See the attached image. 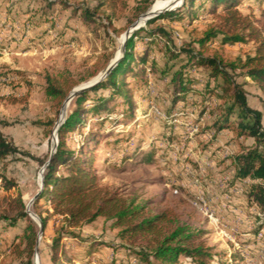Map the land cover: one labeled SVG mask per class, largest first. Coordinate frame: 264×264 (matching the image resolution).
<instances>
[{
    "label": "rangeland",
    "instance_id": "374dc122",
    "mask_svg": "<svg viewBox=\"0 0 264 264\" xmlns=\"http://www.w3.org/2000/svg\"><path fill=\"white\" fill-rule=\"evenodd\" d=\"M51 1L55 3L50 10L54 24L48 22L31 28L28 9L43 5V0H0V131L17 148L15 154L0 161V217L5 214L16 216L10 200L21 194L27 212L37 223L38 217L32 215L36 214L33 202L41 189L45 164L57 148L56 128L77 106L74 96L66 104L62 117L69 95L62 103L50 95L47 90L49 78L70 77L78 81L77 88L105 74L126 31L159 0H114L116 7L110 5V0ZM183 2L180 1L174 9ZM260 3L264 6V0H243L242 8L245 12L253 10L258 13ZM210 5L208 0H198L192 16L185 9L181 12L182 18L169 15L149 28L164 27L179 45L193 43L197 46V39L215 22L209 12ZM11 7L15 12L9 11ZM142 25L147 27V23ZM141 34L146 35L145 32ZM165 40L160 35L155 38L156 47L150 63H162ZM135 42L137 47L131 67L133 72H139V77H148V84L141 87L135 83L132 71L119 75L120 79L124 76L129 81L134 103L132 109L123 102L124 98L118 96L110 101L108 111L101 117L87 111L85 119L68 134L69 147L81 144L90 130L98 131L97 142H91L90 149L101 185L143 206L147 216L173 209L180 223L205 230L204 237L213 248L215 261L264 264V226L257 229L256 224L260 207L248 204L245 191L248 183L240 184L238 180L231 184V155L234 154L226 152L233 148L237 153L250 144L253 137L237 139L232 132H223L216 141L213 134L204 132V127L214 116L213 111L229 98H221V92L212 93L207 104H202L203 94L191 93V105L186 107L179 103L169 114L171 91H168L166 80L159 77L150 64L144 71L145 66L139 61V53L145 49L147 39L140 36ZM254 53L255 43L252 41L223 45L220 39L210 42L204 51L206 56L221 57L226 65L234 66L237 73L241 72L247 57ZM194 75L201 81L198 88L204 90L207 77L195 70ZM240 80L246 81L249 104L264 114V89L251 78L241 77ZM209 84L211 90L216 85L215 79ZM104 94L110 97V92ZM94 98L95 95L91 94L84 102L85 107L90 106ZM193 108L199 115L201 111L205 115L199 131H194L186 117L174 122L178 112ZM152 148L156 153L151 160H146L145 155ZM8 182L17 185L7 189ZM236 185L243 187L242 193L236 191ZM204 195L207 208H203L199 200ZM46 203L43 199L37 206V211L43 215H47ZM206 209L213 212L215 219L207 215ZM53 223L51 218L45 234L39 238L42 259L38 263L35 252L34 264H53L49 255ZM27 225L26 219H19L13 225L10 220H0V264L26 261V254L19 257L14 251L25 248ZM220 225L230 230L231 238L224 235ZM120 230L113 219L100 216L81 228L84 239L95 241L87 244L69 237L63 240L67 255L77 264L86 261L90 264H150L138 255L135 248L146 246V243H133L122 238ZM150 259L152 263L156 261L153 257ZM66 261L67 258L63 257L58 264ZM179 262L191 264V259L181 256Z\"/></svg>",
    "mask_w": 264,
    "mask_h": 264
},
{
    "label": "trees",
    "instance_id": "16d2710c",
    "mask_svg": "<svg viewBox=\"0 0 264 264\" xmlns=\"http://www.w3.org/2000/svg\"><path fill=\"white\" fill-rule=\"evenodd\" d=\"M197 1L184 0L180 7L159 13L149 19L147 27H140L128 38L123 56L109 75L75 95L77 106L58 128L56 151L45 164L43 187L33 202L35 213L40 218L39 223L27 212L21 194L10 200V207L16 212V216L5 214L0 217V220H10L12 225L19 219L28 221L24 238L26 246L23 250L17 248V251H14L19 257L26 254V261H22L21 264H34V254L37 246L40 248L41 242L39 241L40 223L45 234L51 218L54 219V230L49 245L50 261L58 264L63 257H66L65 264H77L74 258L68 257L63 240L69 237L80 239L87 244L95 241V239H84L81 228L100 216L113 219L121 228L119 234L122 238L133 243L145 242L146 246L140 245L135 248L138 255L150 264H182L179 262L181 256L190 258L191 264L227 263L226 260H214L213 248L207 244L204 237L206 231L180 223L173 209L147 216L143 206L128 201L119 193L112 192L99 183L94 155L90 149V143L97 142L98 131L90 130L88 137L75 148L68 145V134L85 119L87 111H92L101 117L108 111L110 101L118 96L124 98L123 102L132 109L134 103L129 81L124 76L120 79L119 75L132 71L135 83L141 84V87L148 84V77L143 75L139 77V72H133L131 67L133 53L137 47L135 38L138 39L140 36L147 39V42H144L145 49L139 53V61L145 66L144 71L147 70L146 65L150 64L149 67L166 80L168 91H171L167 108L169 114L179 103H183L186 107L191 105L193 103L190 99L191 93L203 94L202 104H207L212 93L215 92H221L219 94L221 98L229 97L213 111L214 116L209 119L210 123L203 130L207 135L213 134L216 141L223 136L222 131L232 132L237 139L253 137L254 141L251 144L243 146L237 153L231 155V184L238 180L251 179L245 187L248 204H256L260 207L261 214L256 219L257 229L264 226V114L261 109L249 104L246 81L240 80L241 77L251 78L264 89V6L260 3L258 13L253 10L245 12L242 8L243 0H208L211 3L209 12L214 16L215 22L209 25L203 35L197 39V46L193 43L179 45L164 27L149 28L156 21L169 15L171 18L174 16L182 18L181 12L185 9L192 16ZM43 2L41 6H32L28 9L31 28L48 22L54 24V16L50 11L55 4L54 1L43 0ZM110 5L116 7V2L110 0ZM14 10L12 7L11 10L9 8V11L15 12ZM109 18V24L112 26L113 21L111 17ZM141 32H145L146 35H142ZM159 35L166 39L162 48V63L156 61L150 63L151 53L156 47L154 40ZM217 39H220L223 45L250 41L255 43V53L247 57L240 73L235 71L234 66L226 65L221 57H209L204 54L209 43ZM194 70L207 77L204 90L198 88L201 81L194 75ZM212 79H215L216 85L209 90ZM77 83L78 81L70 77L49 78L47 90L62 103ZM100 90L104 91L101 95L98 93ZM107 91L110 92V97L104 94ZM91 94H94L95 98L90 106L85 107L84 102ZM206 110L205 107L204 113ZM16 151L14 144L0 131V161L15 154ZM155 153L156 150L150 149V153L145 155L146 160H151ZM16 185L14 182H8L5 186L10 189ZM43 199L48 203L45 211L47 215L37 211V206ZM150 257L156 261L152 263ZM82 264L90 263L86 261Z\"/></svg>",
    "mask_w": 264,
    "mask_h": 264
},
{
    "label": "water",
    "instance_id": "95a60500",
    "mask_svg": "<svg viewBox=\"0 0 264 264\" xmlns=\"http://www.w3.org/2000/svg\"><path fill=\"white\" fill-rule=\"evenodd\" d=\"M182 1V0H180ZM176 6L175 5H172L170 7H167L166 9H163L157 13H149V10L144 13L141 17H145V20H144V24L147 23V21L153 17H156L159 13L163 12V11H166V10H172L174 9ZM142 25V23H140V19L138 21H136L135 23H133V25L131 26V28H129L126 33H125V40H124V43L122 45V48H121V51H122V55L118 56V58L116 59V61L114 63H112L108 69L106 70L105 74L100 77L99 79L97 80H94L92 83H89L87 85H82L80 86L78 89L74 90V91H71V93L69 94V96L66 98L65 102H67L70 98L74 97L76 94H78L79 92L81 91H84L86 90L87 88L93 86L94 84L98 83L99 81L103 80L107 75H109V73L111 72L112 68L119 62V60L121 59V57L123 56L124 54V51H125V45H126V42L128 40V38L133 34V32L137 29H139ZM57 128H56V133H57ZM41 189L43 187V175L41 176ZM40 189V190H41ZM40 191L37 193V195L35 196V198L39 195ZM34 217H38L36 214H32ZM38 219L40 220V218L38 217ZM43 225L40 223V231H39V238L40 236L43 234ZM36 257L40 259V255H39V246H37L36 248Z\"/></svg>",
    "mask_w": 264,
    "mask_h": 264
},
{
    "label": "built area",
    "instance_id": "2783aa9c",
    "mask_svg": "<svg viewBox=\"0 0 264 264\" xmlns=\"http://www.w3.org/2000/svg\"><path fill=\"white\" fill-rule=\"evenodd\" d=\"M182 117H186L187 119H189V121L191 122V125L194 127V131H199V129L204 125V120H205V115H199L198 111L193 108V109H189L187 110L186 112L183 111V112H178L177 113V117L174 118V122L176 121H179ZM227 153H230V154H234V150L233 148H228ZM227 179H229V177H227ZM251 181L250 178H246L244 179L243 181L240 182L241 183H249ZM237 186V185H236ZM238 193H242L243 192V187L240 185V186H237V190H236ZM207 197L202 196L199 200L200 203H201V206L203 208H207ZM206 213L207 215L212 218V219H215V216L213 214V212H209L208 209H206ZM260 215V213H258V216ZM219 229L224 233V235L228 236L229 238H231L232 236V233L230 232V230L226 229L223 225H220L219 226ZM263 233H260V235H262Z\"/></svg>",
    "mask_w": 264,
    "mask_h": 264
},
{
    "label": "bare ground",
    "instance_id": "6f19581e",
    "mask_svg": "<svg viewBox=\"0 0 264 264\" xmlns=\"http://www.w3.org/2000/svg\"><path fill=\"white\" fill-rule=\"evenodd\" d=\"M180 3V0H159V1H157L150 9H149V13H157V12H159V11H161V10H163V9H166L167 7H170V6H172V5H175L176 4V6L178 5ZM175 6V7H176ZM144 20H145V17H141L140 18V23H142V24H144ZM124 39H125V34H124V37H123ZM122 38V39H123ZM124 39H123V41H122V45H123V43H124ZM122 45H121V47H122ZM121 47L118 49V51H117V54H116V56H115V58H114V60L112 61V63H114L115 61H116V59L118 58V56H119V50L121 49ZM104 75V73L103 74H101L100 76H98L97 78H95L94 80H97V79H99L100 77H102ZM93 80V81H94ZM93 81H91V82H89V83H92ZM88 83V84H89ZM85 85V84H84ZM80 86H78L77 88H75V89H73L72 91H74V90H76V89H78ZM70 99H72V98H70ZM69 99V100H70ZM68 100V101H69ZM68 101L67 102H65V105H64V107H63V111H62V117L65 115V111H66V104L68 103ZM36 260H37V262L39 263L40 262V259L39 258H37L36 257Z\"/></svg>",
    "mask_w": 264,
    "mask_h": 264
},
{
    "label": "crops",
    "instance_id": "0c3cea01",
    "mask_svg": "<svg viewBox=\"0 0 264 264\" xmlns=\"http://www.w3.org/2000/svg\"><path fill=\"white\" fill-rule=\"evenodd\" d=\"M223 132H226V134H231V132L228 133L227 131H222V133H223ZM242 138H243V137H242ZM242 138H241V139H242ZM253 141H254V140H252V141H250V142L252 143ZM251 143H250V144H251Z\"/></svg>",
    "mask_w": 264,
    "mask_h": 264
}]
</instances>
